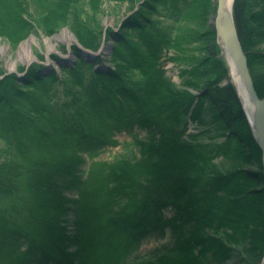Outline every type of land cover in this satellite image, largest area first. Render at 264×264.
I'll return each instance as SVG.
<instances>
[{
  "label": "trees",
  "instance_id": "1",
  "mask_svg": "<svg viewBox=\"0 0 264 264\" xmlns=\"http://www.w3.org/2000/svg\"><path fill=\"white\" fill-rule=\"evenodd\" d=\"M154 1L174 24L216 11L213 0ZM137 12L123 27L134 36L117 40L113 68L100 55L103 27H72L81 46L72 47L77 61L54 56L67 79L36 64L21 81L27 91L15 75L0 80V140L7 145L0 149V258L9 264H224L232 245L253 238L250 218L259 209L264 215V188L252 190L253 177L241 169L202 170L216 159L251 162L255 156L264 185L262 151L235 85L225 82L229 68L217 56L220 49L214 53L216 32L193 37L185 26L163 27ZM233 14L264 98V0H235ZM13 24L25 32L22 23ZM195 41L200 51L210 42L211 66L189 58ZM170 52L176 63L191 64L181 73L185 88L167 76ZM209 111L216 130L230 133L222 142L201 138L213 130ZM190 123H197V134H187ZM136 129L147 137L134 135L131 160L99 159L120 145L118 134ZM71 214L74 221L66 219ZM168 230L171 249L152 262L128 261Z\"/></svg>",
  "mask_w": 264,
  "mask_h": 264
},
{
  "label": "rangeland",
  "instance_id": "2",
  "mask_svg": "<svg viewBox=\"0 0 264 264\" xmlns=\"http://www.w3.org/2000/svg\"><path fill=\"white\" fill-rule=\"evenodd\" d=\"M61 0H15L14 4L0 5V80L4 79L5 75H15L20 79L17 82V86L20 89L26 90L21 82L27 71H30L36 64H43L47 67V70L54 69L60 77L67 79L68 74L64 72L59 63L54 60V56H59L65 63L72 64L77 61V57L71 52L74 44H78L77 37L72 31V27H95L101 26L104 30V37L102 40V47L100 55L102 56L104 66L112 67V61L116 56L117 40L124 35L133 37L134 33L129 30L123 29L127 19H131L135 15V11L145 13L151 19L162 23L163 27L166 25H172L180 29L184 26L189 29V33L193 37L198 35H209L210 31H215L213 26L214 14L204 20L188 19L182 24H174L172 20H169L161 15H165L166 12L163 4L154 0H134V4L131 0H65L62 2V9L59 10L58 2ZM130 1V2H129ZM215 5L217 0H213ZM138 2V3H137ZM134 5V6H133ZM234 6V5H233ZM58 9V10H57ZM217 10V5H216ZM17 11H19L17 13ZM22 11V12H21ZM61 11H68L69 14L65 16ZM137 12V13H138ZM63 15V17H61ZM14 22L22 23L25 32L22 29L14 30ZM74 23L76 25H74ZM78 25V26H77ZM18 27V26H16ZM10 30V31H8ZM115 31L114 38H110L108 33ZM216 32V31H215ZM208 33V34H207ZM71 37V39H70ZM206 39V37H204ZM214 53L219 52L217 56L223 61V63L229 68V79L236 88V84L233 82L232 68L228 60V55L223 45L215 36ZM206 41V40H205ZM193 43H189L188 55L191 60L192 56L205 61L204 66L209 67L212 65V56L210 54L211 44L206 43V50L204 48L200 51L199 46ZM205 43V42H201ZM198 43V44H201ZM79 45V44H78ZM80 46V45H79ZM81 47V46H80ZM264 51V45L261 47ZM245 52V51H244ZM174 52L169 53L168 61L165 66V71L171 82L179 88H185L183 80L181 78L182 70L190 67L191 64L176 63V56ZM173 58V59H171ZM199 87L204 88V85L196 83ZM194 94L200 92L197 89H191ZM237 91V88H236ZM238 93V92H237ZM245 112V111H244ZM247 117V116H246ZM212 113H207V119L211 121L210 127L213 130L202 136L201 138L207 142H222L225 140V136L229 135V132H220L216 130L214 122H212ZM248 120V118H247ZM249 122V121H248ZM250 124V123H249ZM251 127V125H250ZM252 130V128H251ZM253 131V130H252ZM199 128L197 123H190L187 134H197ZM145 139L147 132L136 129L133 133H121L117 135V140L120 145L117 147H111L103 153L99 159L106 161H113L116 158H123L131 160L132 156L130 151L135 149L136 136ZM7 148L5 142L0 140V149ZM251 162H244L233 159L220 158L210 162V164L202 167L205 170L207 167H214L217 173L224 174L230 173L235 170L246 172L247 176L253 177L251 184L252 190L257 192L262 191L264 185L259 183L258 174L259 160L253 156ZM258 211L259 214L258 215ZM257 215L254 211L251 214L250 220H252V239H248L239 245H232L233 252L232 257L224 264H264V215L262 210L259 209ZM167 216H171L173 211L171 209L166 211ZM71 214L66 219L68 221H74L75 217ZM263 215V216H262ZM76 216V215H75ZM69 236L75 227L70 222ZM242 240H245L242 238ZM175 239L172 237L171 232L168 230L167 234L163 238L150 239L146 241L139 252L134 256H131L128 261H143L152 262L156 260L163 251L171 249ZM256 248V252L253 249ZM76 245L71 251L75 252ZM0 264H9L4 258H0ZM11 264V263H10Z\"/></svg>",
  "mask_w": 264,
  "mask_h": 264
},
{
  "label": "water",
  "instance_id": "3",
  "mask_svg": "<svg viewBox=\"0 0 264 264\" xmlns=\"http://www.w3.org/2000/svg\"><path fill=\"white\" fill-rule=\"evenodd\" d=\"M231 10L227 9L229 0H217V10L214 15L213 26L216 31L218 40L225 48L228 59L230 58L236 70V73L240 76L244 88L247 92L249 101L253 103L255 107L254 126L248 119L254 138L262 151V165L264 173V98H261L255 88V83L251 74L247 56L244 52L237 27L235 24L233 5ZM237 88V87H236ZM238 92V91H237ZM239 95V93H238ZM241 105L245 111V105L243 99L240 97ZM246 113V112H245Z\"/></svg>",
  "mask_w": 264,
  "mask_h": 264
},
{
  "label": "bare ground",
  "instance_id": "4",
  "mask_svg": "<svg viewBox=\"0 0 264 264\" xmlns=\"http://www.w3.org/2000/svg\"><path fill=\"white\" fill-rule=\"evenodd\" d=\"M232 3H233V0H229V3L227 5V9L228 10H231ZM70 39H71V37H70ZM230 62H232L231 59H230ZM230 64H231V68H232V71L231 72H232L233 82L236 84L237 91H238L240 97L244 101L245 112H246L245 114H246L247 118L251 121L252 126H254V122L253 121H254V117H255V107H254L253 103H251L249 101L247 92H246V90L244 88V85H243V83L241 81V78L236 73V70L234 68V65H232L233 63H230Z\"/></svg>",
  "mask_w": 264,
  "mask_h": 264
}]
</instances>
